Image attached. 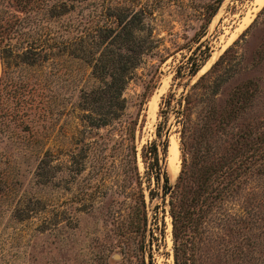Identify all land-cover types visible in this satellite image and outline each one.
Listing matches in <instances>:
<instances>
[{
	"label": "rangeland",
	"instance_id": "rangeland-1",
	"mask_svg": "<svg viewBox=\"0 0 264 264\" xmlns=\"http://www.w3.org/2000/svg\"><path fill=\"white\" fill-rule=\"evenodd\" d=\"M62 1L0 0V264H151V252L153 264H175L170 207L184 208L211 173L205 218L192 233L196 264H264V0H222L211 20L217 0H90L54 17L51 9ZM108 5L145 10L156 45L123 92L127 116H134L150 83L137 123L138 177L124 151L111 153L100 172L93 149L94 166L77 172L86 129L80 93L97 80L64 44L103 23L96 15ZM197 52L210 53L197 75L177 78L179 65ZM239 89L247 97L234 96ZM187 93L194 104L183 146ZM235 110L221 127L210 121L212 131L200 141L207 115ZM159 122L169 126V144L178 142L180 169L168 175L167 194L160 187L152 199L154 180L140 149L156 138ZM142 188L149 225L136 231ZM154 211L164 231L151 238Z\"/></svg>",
	"mask_w": 264,
	"mask_h": 264
},
{
	"label": "trees",
	"instance_id": "trees-1",
	"mask_svg": "<svg viewBox=\"0 0 264 264\" xmlns=\"http://www.w3.org/2000/svg\"><path fill=\"white\" fill-rule=\"evenodd\" d=\"M88 1L90 0H65L59 5H54L51 13L54 17L64 16L76 8L74 6L75 3ZM221 2L222 0H217L214 5L209 6V9H211L209 20L217 14ZM98 17H102L103 23L84 28L78 37L70 43L64 44V50L70 55L82 58L92 67V75L97 80L95 86L88 90H82L80 93L79 105L82 110L80 117L86 129L83 131V140L77 151V155L80 156L77 161V172L82 173L94 166L90 162V155L93 149L96 151V158L94 159L99 163L96 169L100 172L107 168L109 157L112 156L111 153L124 151V155L127 156V169L132 165L138 173V177L137 123L139 114H141L144 105L149 99L150 91L148 88L150 83L146 84L144 91L140 94L139 108L134 116H127L128 101L123 96V92L126 85L135 77L138 64L143 56L150 54L156 45L149 29L145 25L146 11L143 9L136 11L127 8H113V6L108 5L106 9L96 15V18ZM144 30L145 35L142 36L141 32ZM203 45L204 42L200 41L196 50L203 47ZM206 49H209V46H206ZM203 52L205 53V51ZM209 56L210 53H207L202 57L200 52L189 55L186 61L179 65L176 77L178 78V75H188L191 78L196 76ZM206 77L207 74L200 77L196 83L191 85L190 91L195 90L200 84L204 85ZM217 89L212 90V95L216 94ZM189 95L187 93L185 97L186 104L182 113L183 146L186 145L185 137L188 132L185 118L189 115L188 111L194 104ZM233 95L237 98H244L247 97V91L239 89L234 91ZM171 101L172 99L169 98L168 102L171 103ZM240 108L237 110H240ZM235 112L237 111L217 114L214 111L207 115L200 128V141H206L210 130L212 131L211 126H209L210 121L221 127L225 123V117L232 116ZM157 126L156 138L142 145L140 149L146 176L148 179L154 180L155 187L148 186L149 195L152 199L155 198L160 187L164 190L165 195L171 189L169 173L166 168V158L170 146V129L166 123L163 124L162 122H159ZM102 129H108L107 133L101 132ZM96 136L102 140L100 143L92 140ZM94 143H96V148H93ZM185 159L183 166H185ZM228 161L231 162L232 159L222 162L221 165L224 167ZM185 173L186 169L183 167L176 185H178ZM212 175L211 173V175L203 177L199 184L200 188L195 191L190 200H187L184 208L183 205H180L179 209L175 210L174 204L170 207V215L173 222L172 237L175 264H196L192 233L194 231L198 232L204 221L205 216H202L201 213L204 208L203 205H206L207 198L211 195L210 176ZM143 191L142 188L140 194L138 193L140 203L137 204L134 211L136 215L142 217L143 223L140 224L139 221L133 223V228L136 231L142 228L147 230L149 225ZM89 195L91 196V194ZM154 212L156 213V211ZM157 214H154L155 221L151 222V227L148 229L151 233V238L156 230L160 234L164 231L163 226L160 225V216H157ZM151 238L149 240L150 249L152 248ZM150 256L151 264H153L152 252Z\"/></svg>",
	"mask_w": 264,
	"mask_h": 264
},
{
	"label": "bare ground",
	"instance_id": "bare-ground-1",
	"mask_svg": "<svg viewBox=\"0 0 264 264\" xmlns=\"http://www.w3.org/2000/svg\"><path fill=\"white\" fill-rule=\"evenodd\" d=\"M168 171L169 175L173 174V176L177 175L179 172V165L176 164L178 161V142L176 140H172L169 146L168 152Z\"/></svg>",
	"mask_w": 264,
	"mask_h": 264
}]
</instances>
